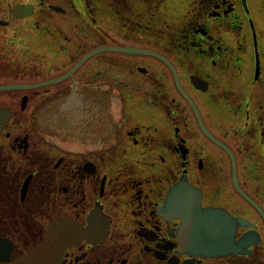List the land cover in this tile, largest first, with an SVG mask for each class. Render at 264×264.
Wrapping results in <instances>:
<instances>
[{
  "label": "flooded vegetation",
  "instance_id": "flooded-vegetation-1",
  "mask_svg": "<svg viewBox=\"0 0 264 264\" xmlns=\"http://www.w3.org/2000/svg\"><path fill=\"white\" fill-rule=\"evenodd\" d=\"M0 35V264L56 221L49 264H264V0H0Z\"/></svg>",
  "mask_w": 264,
  "mask_h": 264
},
{
  "label": "water",
  "instance_id": "water-1",
  "mask_svg": "<svg viewBox=\"0 0 264 264\" xmlns=\"http://www.w3.org/2000/svg\"><path fill=\"white\" fill-rule=\"evenodd\" d=\"M105 51H113V52H121L124 54H155L146 49L133 48V47H113V46H102L98 47L89 53H87L82 59L84 62L85 59L90 56L105 52ZM170 193L168 197L169 204L172 202L174 198V192ZM186 209V225L191 228L192 234H189V230L187 231L188 242L191 244L198 240H209L214 243H217L213 247L209 248L220 249L221 243L225 241L226 234L221 232V219L226 218L228 215L219 209H205L202 210L197 205L193 206H185ZM192 209V210H190ZM219 227V228H218ZM87 231L81 229V227L76 224L67 223L66 221H56L51 225L49 230L50 237L45 240L43 243L36 246L28 255H23L19 257L13 264H49L56 257H59L66 246L74 244L82 237L86 236ZM197 235V237H194ZM187 242V241H186ZM187 242V243H188ZM3 259L6 256L2 257Z\"/></svg>",
  "mask_w": 264,
  "mask_h": 264
},
{
  "label": "rangeland",
  "instance_id": "rangeland-1",
  "mask_svg": "<svg viewBox=\"0 0 264 264\" xmlns=\"http://www.w3.org/2000/svg\"><path fill=\"white\" fill-rule=\"evenodd\" d=\"M111 34H113L111 31H109ZM0 40H5V36H1L0 35ZM109 81H107V83H108ZM113 83V82H112ZM130 86H128L127 88H129ZM112 102H110V103H107V106H109V107H112L113 109H115V107H116V105L119 103V101L118 100H116V99H113V100H111ZM119 105V104H118ZM67 145H69V146H71V147H73V148H77V146L74 144V143H71V144H69V143H66ZM90 145H93V144H90ZM101 146V145H100ZM64 147H66L65 145H64ZM68 147V146H67ZM26 158H28V156H26ZM29 160H30V158H28V159H26L25 161H26V163H25V167L27 168V169H35V167H34V165H33V163L31 164L30 162H29ZM41 210H43L42 211V213L40 214L41 216H46V214H48V215H50V213L49 212H46V211H44V209H41ZM41 210H38V214L41 212ZM53 214H55V213H52L51 214V216L53 217Z\"/></svg>",
  "mask_w": 264,
  "mask_h": 264
}]
</instances>
